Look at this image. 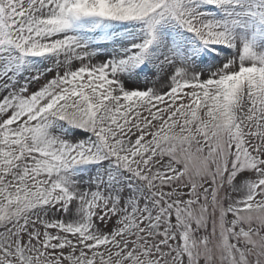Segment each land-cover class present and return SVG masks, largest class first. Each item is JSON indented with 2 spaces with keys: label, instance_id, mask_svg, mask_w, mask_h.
I'll list each match as a JSON object with an SVG mask.
<instances>
[{
  "label": "snow or ice",
  "instance_id": "1",
  "mask_svg": "<svg viewBox=\"0 0 264 264\" xmlns=\"http://www.w3.org/2000/svg\"><path fill=\"white\" fill-rule=\"evenodd\" d=\"M0 264H264V0H0Z\"/></svg>",
  "mask_w": 264,
  "mask_h": 264
}]
</instances>
